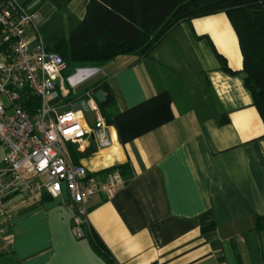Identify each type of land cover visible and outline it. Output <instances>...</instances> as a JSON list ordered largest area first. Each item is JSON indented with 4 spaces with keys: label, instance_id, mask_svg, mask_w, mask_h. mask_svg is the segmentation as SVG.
Listing matches in <instances>:
<instances>
[{
    "label": "crops",
    "instance_id": "1",
    "mask_svg": "<svg viewBox=\"0 0 264 264\" xmlns=\"http://www.w3.org/2000/svg\"><path fill=\"white\" fill-rule=\"evenodd\" d=\"M88 1L64 10L43 1L38 28L58 16L52 26L67 32ZM218 57L241 70L223 13L179 24L147 59L118 56L71 83L80 95L104 80L114 101L101 131L108 146L90 138L69 149L99 181L108 171L125 181L113 198L87 203V227L117 264H264V229L255 230L264 217V122L242 78L222 71ZM10 204L0 264H105L73 235L63 198L18 195Z\"/></svg>",
    "mask_w": 264,
    "mask_h": 264
},
{
    "label": "built area",
    "instance_id": "2",
    "mask_svg": "<svg viewBox=\"0 0 264 264\" xmlns=\"http://www.w3.org/2000/svg\"><path fill=\"white\" fill-rule=\"evenodd\" d=\"M43 1L0 0V255L9 248L10 199L41 193L63 198L73 212L72 232L81 239L88 201L111 199L125 183L114 171L99 181L71 158L69 146L79 149L90 138L98 149L108 146L101 132L106 122L93 94L78 102L69 88L76 76L63 79L62 57L45 49L36 9Z\"/></svg>",
    "mask_w": 264,
    "mask_h": 264
},
{
    "label": "trees",
    "instance_id": "3",
    "mask_svg": "<svg viewBox=\"0 0 264 264\" xmlns=\"http://www.w3.org/2000/svg\"><path fill=\"white\" fill-rule=\"evenodd\" d=\"M29 1L32 0L22 3ZM52 1L58 10H64L71 2ZM220 13L227 16L242 56L240 71H231L225 60L218 57L220 69L242 78L253 106L264 122V0H89L82 20L72 23L67 32L62 23L52 26V21L58 16H54L39 32L45 49L62 57L65 71L69 67L95 69L118 56L147 59L179 24ZM99 90L106 97L99 108L105 121L110 123L114 101L107 82L102 80L91 85L83 95ZM262 229L264 217H257L255 230ZM85 230L84 238L93 252L105 264H117L90 229L86 227Z\"/></svg>",
    "mask_w": 264,
    "mask_h": 264
},
{
    "label": "rangeland",
    "instance_id": "4",
    "mask_svg": "<svg viewBox=\"0 0 264 264\" xmlns=\"http://www.w3.org/2000/svg\"><path fill=\"white\" fill-rule=\"evenodd\" d=\"M39 12V11H38ZM39 15H41V18H43V13L41 12V13H39ZM80 69H84V68H76V67H69L68 68V71H65V72H63L62 73V78L63 79H67V78H69L70 76H76V74H77V72H78V70H80ZM85 69H93V68H85ZM69 75V77H67ZM81 76H84V75H81ZM75 79V78H74ZM68 87H69V85H68ZM71 90H72V92H75L76 91V87H74V86H70L69 87ZM74 96V95H73ZM71 97V98H74V97ZM77 99H78V102H84L87 98H86V96H84L83 95V92H82V94L81 95H77ZM91 115V114H90ZM89 114H87V117L89 118V119H91V116H90ZM73 233V232H72ZM74 235V234H73Z\"/></svg>",
    "mask_w": 264,
    "mask_h": 264
},
{
    "label": "water",
    "instance_id": "5",
    "mask_svg": "<svg viewBox=\"0 0 264 264\" xmlns=\"http://www.w3.org/2000/svg\"><path fill=\"white\" fill-rule=\"evenodd\" d=\"M94 70L95 69H80L78 70V72H79V75L81 76L82 74L93 72ZM93 97L99 104H103L106 101L105 94L102 90L95 92L93 94Z\"/></svg>",
    "mask_w": 264,
    "mask_h": 264
}]
</instances>
